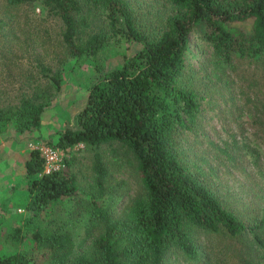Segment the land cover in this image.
I'll return each mask as SVG.
<instances>
[{
    "label": "trees",
    "instance_id": "obj_1",
    "mask_svg": "<svg viewBox=\"0 0 264 264\" xmlns=\"http://www.w3.org/2000/svg\"><path fill=\"white\" fill-rule=\"evenodd\" d=\"M0 1L14 21L13 9L33 0ZM39 1L44 7L40 20L58 26L57 44L53 54L49 48L44 50L46 61L36 51L32 66H38L42 76L20 68L16 102L0 101V129L10 122L18 130L39 123L48 89L61 81L60 67L54 63L58 58L59 63L61 57L95 54L117 34L141 43L120 66L103 72L90 85L77 114L78 126L66 127L52 144L66 148L82 142L93 150L95 190L86 200L90 212L84 224L92 235L91 251L75 254L69 229L38 225L31 236L44 248L42 256L52 264H173L180 258L198 257L200 233L237 236L249 231L264 244L260 233L264 217L248 224L226 207L189 164L182 135L196 128L204 104L212 107L214 100L225 99L224 90L231 84L223 76L238 64L247 62L264 75V0H149L146 8L140 0ZM14 22L21 23L20 16ZM8 29L17 35L14 27ZM192 34L211 50L199 67L185 61ZM41 38L37 47L47 42ZM257 99L264 108V99L259 94ZM104 146L113 154L122 151L131 156L134 163L138 193L118 212L106 203L110 172ZM24 164L30 176L32 211L38 213L52 200L78 195V181L68 160L45 172V157L34 148ZM14 236L21 240L20 228ZM0 264L38 263L18 250L0 254Z\"/></svg>",
    "mask_w": 264,
    "mask_h": 264
},
{
    "label": "rangeland",
    "instance_id": "obj_2",
    "mask_svg": "<svg viewBox=\"0 0 264 264\" xmlns=\"http://www.w3.org/2000/svg\"><path fill=\"white\" fill-rule=\"evenodd\" d=\"M140 1L146 8L149 0ZM43 8L39 0H33L27 6L13 9L12 16L17 14L14 21L20 16L21 23H18L4 13L0 1V20L7 21H0L1 102H16L14 95L20 68L33 72L36 77L42 76L39 67L32 66L36 51L46 61L44 50L49 48L52 53L57 44L58 26H46L40 20ZM8 27H14L18 36H12ZM41 36L47 42L37 47L41 45ZM198 41L192 34L186 65L199 67L205 54L211 51ZM140 47L139 41L117 34L95 54L61 57L59 63L58 58L54 63L60 67L61 81L58 87L48 89L39 123L18 130L10 122L0 129V254L20 250L36 259L38 264H52L49 258L42 256L44 248L31 236L38 225L69 229L75 239L74 253L91 251L92 235L86 233L84 224L90 212L86 200L95 190L92 148L82 142L66 148L55 147L56 161L61 164L68 160L69 168L76 175L78 195L52 200L38 213L28 207L30 176L24 163L32 149L52 146L66 127H77V114L86 102L90 85L103 72L120 66ZM227 76L231 86L224 90L225 99H212L210 102L216 103L212 107L203 105L196 128L182 133L183 147L193 170L219 195L223 204L246 223L253 224L264 217V108L256 103L257 94L264 99V75L243 62L223 77ZM210 88L214 91L215 86ZM102 153L110 172L106 181V203L118 212L138 193L133 159L122 151L113 154L106 146L102 147ZM16 228H20L21 240L14 236ZM260 233L264 239V228ZM197 243V258H180L172 263L264 264V244H259L249 231L237 236L200 233Z\"/></svg>",
    "mask_w": 264,
    "mask_h": 264
},
{
    "label": "built area",
    "instance_id": "obj_3",
    "mask_svg": "<svg viewBox=\"0 0 264 264\" xmlns=\"http://www.w3.org/2000/svg\"><path fill=\"white\" fill-rule=\"evenodd\" d=\"M41 150L42 154L45 157V166H44V171L49 172L52 169L59 168L60 166L63 165V163H59L56 161L57 157V152L55 147L53 146H45V147H37Z\"/></svg>",
    "mask_w": 264,
    "mask_h": 264
}]
</instances>
